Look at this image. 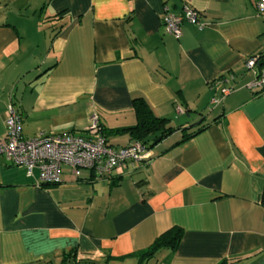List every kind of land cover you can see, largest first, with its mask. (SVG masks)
<instances>
[{
	"label": "crops",
	"instance_id": "1",
	"mask_svg": "<svg viewBox=\"0 0 264 264\" xmlns=\"http://www.w3.org/2000/svg\"><path fill=\"white\" fill-rule=\"evenodd\" d=\"M257 1L0 0V137L10 103L24 138L85 135L93 116L132 126L135 97L176 128L148 163L107 178L64 165L62 182L36 186L37 169L1 157L0 264H139L172 226L179 245L150 264H264V91L246 67L264 47ZM184 6L204 25L175 37L162 17Z\"/></svg>",
	"mask_w": 264,
	"mask_h": 264
},
{
	"label": "built area",
	"instance_id": "2",
	"mask_svg": "<svg viewBox=\"0 0 264 264\" xmlns=\"http://www.w3.org/2000/svg\"><path fill=\"white\" fill-rule=\"evenodd\" d=\"M256 10L264 19V0H258ZM165 31L175 37L181 35V25L185 22L202 27L198 12L184 6L181 13L166 11L162 17ZM246 67L253 70L254 78L247 87L255 92L264 91V47L246 60ZM232 88L222 89L221 97H214L211 104H218ZM4 157L12 165L24 167L28 176L35 169L38 175L35 185H51L62 182L61 168L69 167L71 175L77 179L82 169H90L97 178H107L123 173V166L134 167L137 163H148L153 152L140 141H131L125 146L114 147L109 144L101 132L97 116L85 135L76 133L39 134L24 138L21 133V116L13 103L8 105L6 134L0 137V158Z\"/></svg>",
	"mask_w": 264,
	"mask_h": 264
},
{
	"label": "trees",
	"instance_id": "3",
	"mask_svg": "<svg viewBox=\"0 0 264 264\" xmlns=\"http://www.w3.org/2000/svg\"><path fill=\"white\" fill-rule=\"evenodd\" d=\"M132 108L136 117V123L134 125L114 129L103 128L100 125L101 132L106 139L109 135L127 134L131 141H140L150 148L156 144L155 140L159 136L162 140L176 131L175 127L169 125V120L167 118L156 116L142 97H135L132 99ZM205 127L206 125H202L191 132H186L188 128H181L185 132L182 140L194 136ZM182 235L183 229L178 226H172L159 234L147 248L137 253L139 264H145L148 260L152 259L160 249H176ZM237 261L238 260L226 258L219 261L218 264H237Z\"/></svg>",
	"mask_w": 264,
	"mask_h": 264
},
{
	"label": "rangeland",
	"instance_id": "4",
	"mask_svg": "<svg viewBox=\"0 0 264 264\" xmlns=\"http://www.w3.org/2000/svg\"><path fill=\"white\" fill-rule=\"evenodd\" d=\"M158 258V255H155L154 256V258L153 259H150V260H148L147 262H146V264H148L149 263V261H155L156 259ZM152 263V262H151ZM150 264V263H149Z\"/></svg>",
	"mask_w": 264,
	"mask_h": 264
},
{
	"label": "water",
	"instance_id": "5",
	"mask_svg": "<svg viewBox=\"0 0 264 264\" xmlns=\"http://www.w3.org/2000/svg\"><path fill=\"white\" fill-rule=\"evenodd\" d=\"M159 140H161L160 136L155 140V143H157Z\"/></svg>",
	"mask_w": 264,
	"mask_h": 264
}]
</instances>
